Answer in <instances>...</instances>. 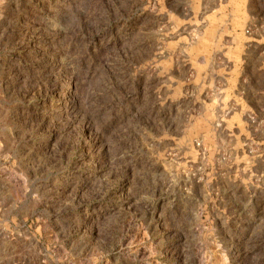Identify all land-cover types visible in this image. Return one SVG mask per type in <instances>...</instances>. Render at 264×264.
I'll return each mask as SVG.
<instances>
[{
  "label": "rangeland",
  "instance_id": "obj_1",
  "mask_svg": "<svg viewBox=\"0 0 264 264\" xmlns=\"http://www.w3.org/2000/svg\"><path fill=\"white\" fill-rule=\"evenodd\" d=\"M264 264V0H0V259Z\"/></svg>",
  "mask_w": 264,
  "mask_h": 264
},
{
  "label": "crops",
  "instance_id": "obj_2",
  "mask_svg": "<svg viewBox=\"0 0 264 264\" xmlns=\"http://www.w3.org/2000/svg\"><path fill=\"white\" fill-rule=\"evenodd\" d=\"M244 1H248V0H244ZM0 264H6V261H5V259H0Z\"/></svg>",
  "mask_w": 264,
  "mask_h": 264
}]
</instances>
